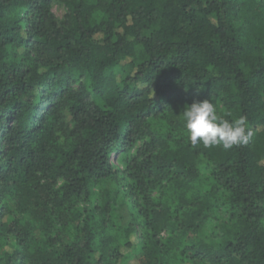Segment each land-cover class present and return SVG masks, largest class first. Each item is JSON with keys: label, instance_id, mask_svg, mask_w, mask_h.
Returning a JSON list of instances; mask_svg holds the SVG:
<instances>
[{"label": "trees", "instance_id": "1", "mask_svg": "<svg viewBox=\"0 0 264 264\" xmlns=\"http://www.w3.org/2000/svg\"><path fill=\"white\" fill-rule=\"evenodd\" d=\"M0 264H264V0H0Z\"/></svg>", "mask_w": 264, "mask_h": 264}, {"label": "clouds", "instance_id": "2", "mask_svg": "<svg viewBox=\"0 0 264 264\" xmlns=\"http://www.w3.org/2000/svg\"><path fill=\"white\" fill-rule=\"evenodd\" d=\"M184 128L192 145L198 143L205 147L222 145L230 149L234 145L247 144L252 133L247 129L246 116H239L229 122L216 113L210 99L194 101L182 112Z\"/></svg>", "mask_w": 264, "mask_h": 264}, {"label": "rangeland", "instance_id": "3", "mask_svg": "<svg viewBox=\"0 0 264 264\" xmlns=\"http://www.w3.org/2000/svg\"><path fill=\"white\" fill-rule=\"evenodd\" d=\"M53 11L58 17H61L64 13V7H62L61 5H59L57 3H54L53 4Z\"/></svg>", "mask_w": 264, "mask_h": 264}]
</instances>
